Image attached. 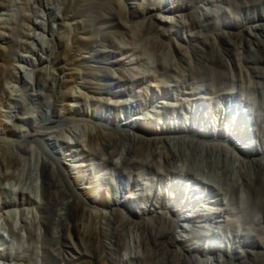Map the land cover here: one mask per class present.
Segmentation results:
<instances>
[{"label": "bare ground", "instance_id": "1", "mask_svg": "<svg viewBox=\"0 0 264 264\" xmlns=\"http://www.w3.org/2000/svg\"><path fill=\"white\" fill-rule=\"evenodd\" d=\"M14 1L0 0V8ZM192 1L167 0L172 6L163 11L173 15L175 32L189 33L196 27L211 31L208 27L219 13L229 14L237 22L216 30L214 37L196 35L199 44L185 39L191 53L181 60L184 79L190 83H175L181 90L175 100L164 101L166 93L152 90V84L136 86L148 77L157 79L177 69L166 65L165 72L154 70L140 79L135 72L138 60L128 51L116 61L119 67L105 76L115 90L91 96L70 94L85 105L91 100L107 105L111 115L105 118L106 127L85 123L83 131L73 126L60 128L68 116L76 120L82 112L75 115L53 107L50 101L46 104L48 111L52 106V116L40 107L28 106L29 94L43 97L42 90L58 81L57 71L65 74L59 80L62 86H70L72 92L76 88L91 92L87 72L70 60L52 64L51 56H41L39 65L48 62L51 66L39 70L41 76L35 84L27 80L32 72L23 69L21 79L31 85L28 95L0 88V104L6 105L4 98L13 102L7 104V110L0 107V135L10 143L0 148V189H8L7 199L0 201V212L9 211L0 220L9 227L10 237H22L15 242L0 232L5 244L9 243L0 249V259L10 264L14 260L26 264L22 261L28 257H40L41 264H264V246L263 251H252L246 239L264 236V0H197L218 8L203 14L189 13ZM34 4L36 15L45 7L49 20L61 19L54 14L50 0H34ZM258 9L262 13L251 17L250 12ZM242 11H247L246 18ZM186 16L189 22L184 20ZM24 19L46 30L44 21ZM26 31L21 32L17 46L32 56L17 51L10 62L37 65L34 53L51 52L53 46L37 33ZM49 33L55 34L52 28ZM29 38L42 40L41 47L28 45ZM221 42L234 49V61L240 65L230 63L228 49ZM119 48L126 52L131 47L127 42ZM48 75L52 85L45 79ZM3 76L6 83L17 79L16 67L6 68ZM12 89L15 91L14 86ZM251 91L259 94L253 102L258 112L244 109ZM25 107L27 115L20 116ZM16 119L31 128L42 122L50 125L44 133L47 153H37L33 146L12 139L28 135ZM66 132L77 138L75 145H64ZM254 135L263 145L251 141ZM83 138L86 149L82 148ZM61 158L77 164L68 163V173L63 167L66 160ZM11 180L9 188L3 185ZM126 190L133 193L124 196ZM25 206L29 211L34 206L35 213L21 217V225L14 227L20 217L10 208ZM12 216L16 218L11 222ZM215 239L229 242L230 249Z\"/></svg>", "mask_w": 264, "mask_h": 264}, {"label": "rangeland", "instance_id": "2", "mask_svg": "<svg viewBox=\"0 0 264 264\" xmlns=\"http://www.w3.org/2000/svg\"><path fill=\"white\" fill-rule=\"evenodd\" d=\"M6 4L2 9L0 8V88L4 87L6 88V90H10V92H13L14 94H20L21 92H24L28 95L29 93H31V91L29 90L31 88V85L26 84L21 79L24 74L23 69L24 71L28 70L32 72L33 76H31V78L27 77V80H29L28 82L35 84L36 80L41 76L39 70L46 68L50 70L49 68L51 66V64H48V62L39 65L38 62L41 56H51L53 62L52 64H54V62L58 64L62 62L63 59H66V61L68 62L69 60L72 61L69 63H72L74 64V66L81 68L87 72L85 80L89 85L91 92L87 93L84 92L83 89L80 90L78 88L74 89L72 92V89L69 88L70 86H62L60 84V81L65 79V74H62L57 71L58 81L53 84V87H48L42 90V93L44 94L43 97L29 94L27 98L29 99L30 104L28 106H31L33 108L40 107V109H42L43 111L47 110V112L51 114L52 106L48 111L46 104L47 101H50L53 107L58 106L59 108H62L65 111L73 112L75 115L82 112L80 118L72 120L71 118L69 119L70 116H68V121L60 124L59 126L60 128H63L65 126H73L74 128L82 131L86 128L87 124L85 123H88L89 125L91 124L99 125L100 127H106L108 123L106 122L105 118H109V116L111 115V111L109 110L107 105L99 103L95 104L93 100L90 101V104L86 105L80 103V101L76 100V98L70 97V94L79 95L80 93H85V95L91 96V94L94 95L97 92H102L104 90H115V87L109 86V81L106 80L105 76L107 74H110L112 72V69L115 71V68L119 67V62L116 61H118V59H120L122 55H127V53L129 52L128 54H131L132 58H136L138 60V64H135V67L137 69L135 72L137 76H141L140 79L144 78V75L146 73L148 74L154 70L159 71L158 74L165 72L166 65L173 66V68L177 69L176 72L173 70H169L166 75H160L159 77H157V79L147 76L148 78H146L144 82L142 81V84L140 83L136 86V89H138L141 88L144 83L152 84L154 85L152 87V90L154 89V91L158 93L159 91H164L166 93L165 96L162 98L164 101H169V97H172V100H175L177 97L181 96V90L180 88H177L175 86V83L177 81L183 85L190 83L189 81L187 82L184 79L185 75L183 73L182 64L185 65V63L181 60L182 58L186 59V57L189 56L191 53V48L186 47L185 39L187 41H190L191 44H199V41H196V35L204 34L203 37H214L216 35V30L225 29L227 28V26H231L232 23L237 22L229 14L219 13V17L213 19L212 24L208 27V29H211L212 32L209 30L201 31L202 29L196 27L193 31L189 33L188 31L177 33L172 28L173 15L163 11L166 7L172 6L170 2L167 3V0H50V5L54 8V14L59 15L61 17V19L57 21H51L48 19L47 11L49 10H47V8L45 7H42L43 12H41V10L38 12L40 16L36 15L34 0H15L14 2H7ZM189 4V13L199 11V14H203L204 12L209 11L210 8L211 10L218 9L214 8L213 6H205L202 3H198L197 0H193L192 3L189 2ZM56 8H59V10H56ZM261 13V9L253 10L250 12V16H258ZM247 14V11L241 12V15L244 18L248 16ZM25 16H29L38 21H44L46 30L44 31L42 29H39L37 28L35 23L26 21L24 19ZM188 17L189 16H186L184 20L189 22ZM1 18H3L4 20L2 21ZM26 22L29 25H26ZM51 28L54 30L55 33L53 36H51V34L49 33V30ZM26 30L32 34L37 33L38 37H43L45 40H47V42H49L53 46V50L51 52L45 50L46 52L41 51L40 54L35 55L34 53L33 58L37 65H33L31 63L27 64L21 61H15L12 63L10 62L12 55L17 51L22 55L32 56V53H30L29 50L20 48L18 49L17 46V42L21 32ZM232 30L235 31V29ZM41 41L42 40H40L39 38H29L27 40L28 45L34 44L38 48L41 47ZM126 41L128 42V45L131 48L130 50H126V52H124L120 50L119 46L126 44ZM160 42L163 43L162 47L154 45ZM180 45L184 46V48H180ZM221 45L222 48L228 49L227 58L229 59L230 63L232 65H235V63L236 65H240V62L238 60H236V62L234 61V49L231 46L227 45V43L225 42H221ZM120 51L121 53H124L121 54L119 53ZM217 52L218 50L215 49L214 54H216ZM62 56H64V58ZM62 65L63 64L61 63L59 66ZM9 66L16 67L18 78H14L11 81L9 80L10 82L6 83L3 74L6 68H8ZM17 66H19L20 68ZM51 75L45 76V79L46 77H48L49 85H52ZM77 81L80 82L79 79ZM193 84L194 86H197L196 83ZM157 85L161 86L159 87ZM12 86L15 87V91L12 89ZM238 88L240 90L239 94L245 97L246 95L244 90L241 89L240 86H237V89ZM34 89H37L35 85ZM248 95H250V102L246 103V101L244 103V105H246L244 109L249 110L250 108L258 112V109L254 107L253 102L259 99V94L256 91H251ZM114 100H116V98ZM4 102L6 103V105L0 104V107L3 108V110L8 109L7 104H13V102L9 101L7 98H4ZM26 108L28 107H25L24 109L19 111L20 116L27 115ZM138 114L140 113L138 112ZM136 115L137 112L135 113V116ZM100 117H103L104 119H100ZM213 117L214 116H212V118ZM89 120L93 123H91ZM15 121L18 125H23L24 129L28 130V135H26L25 137H21L19 135L18 137L16 136L12 139H15L16 141L20 142L23 141V144L26 146H33L37 153L41 152L42 154H45L48 152V147L46 145L47 137L44 135V133L50 129L49 124H47L46 122H42L38 126L31 128L30 126H26L23 123L21 124L20 121L17 119ZM180 121L183 122V119H181ZM152 125L155 126V124ZM63 139L64 145H75V143H77V138L72 136L70 132H66ZM82 140V148L86 149L87 147L85 146L84 138ZM251 141H257L258 144L263 145L261 140H258L256 135L251 137ZM241 142L243 141H239L238 143ZM9 146L10 143L5 141L0 135V148H7ZM59 149L65 152V149L63 150L62 147H60ZM61 159L66 160V163L63 164V167L68 173L69 167L67 164L69 163L73 166L77 164V162H71V160H69L68 158ZM13 181L14 180L4 182L3 185L9 188L12 185ZM6 190L7 191H3L0 189V201H2L3 199H7L8 189ZM132 193V190H126L124 192V196H128ZM103 200L106 202L108 201L107 195H104ZM24 208L25 209L21 207L10 208V210H17L18 214L16 215V217H20L17 222L15 220L14 227L17 226L18 228L21 225V217H26L27 214L32 216L35 213V210H33V208L35 209L34 206L30 207V211L28 210L29 208L27 206H25ZM26 210H28L30 213ZM4 213L8 214V209L4 210V212H0V216ZM7 214L4 215L7 216ZM16 217L12 216L11 222ZM0 227V232L4 233V236L6 238H12L15 242L21 241L22 237L19 234L12 235V237H10V229L5 224L3 218L0 220ZM37 232H40L39 229ZM22 236H24L26 239V231L22 232ZM246 237H248L246 239L249 241L247 245L250 246V250L263 251V235L259 237ZM214 241L223 245L224 248L226 247V249H230L231 244L229 242H224L223 240L221 241L218 239H215ZM0 244L1 250H4L6 246L9 245V243L5 244L4 240L1 239V237ZM30 261L32 264L42 263L40 257L31 259H29L28 257L25 261L23 260L22 262H26V264H29ZM16 262L17 261L14 260L12 264H16ZM0 264L10 263H8L7 260L0 259Z\"/></svg>", "mask_w": 264, "mask_h": 264}]
</instances>
